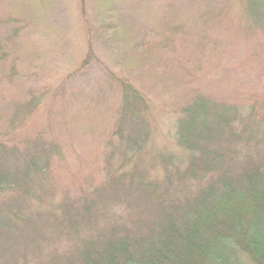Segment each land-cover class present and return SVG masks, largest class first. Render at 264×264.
<instances>
[{"label": "trees", "instance_id": "16d2710c", "mask_svg": "<svg viewBox=\"0 0 264 264\" xmlns=\"http://www.w3.org/2000/svg\"><path fill=\"white\" fill-rule=\"evenodd\" d=\"M0 264H264V0H0Z\"/></svg>", "mask_w": 264, "mask_h": 264}, {"label": "rangeland", "instance_id": "374dc122", "mask_svg": "<svg viewBox=\"0 0 264 264\" xmlns=\"http://www.w3.org/2000/svg\"><path fill=\"white\" fill-rule=\"evenodd\" d=\"M56 15L58 19L61 21L63 26L65 27H72L74 24L71 21V14L68 12L67 8L65 6H59L57 9ZM83 34V32H82ZM84 38V34L81 35ZM82 38V39H83ZM105 46L102 48L101 46L97 47V51H103L105 50ZM98 55V54H97ZM102 58V57H101ZM103 59V58H102ZM41 67L39 69V73L35 75L32 79L37 80V78H43V76L46 78H50L54 74L60 73V75H65L64 70H66V65L64 64V61H60L54 57V55L48 54L45 58H41ZM97 61H94L93 67L91 69H88V71L81 76L80 78L78 77L79 82L84 86V88L90 92L91 89H93L94 84L99 83L100 78H101V70L99 67V64ZM209 64L204 62V67L200 68L199 72V77L200 79H203L204 81L207 80V74L206 72L208 71ZM198 69V66H197ZM61 78V77H60ZM59 78V79H60ZM27 78H24L23 80H26ZM58 79V80H59ZM159 117V123L161 125V129L167 130L170 126V122L168 118H166L164 115H160ZM92 144V140L88 135H84L82 137H77V145L81 152H86L87 149Z\"/></svg>", "mask_w": 264, "mask_h": 264}]
</instances>
